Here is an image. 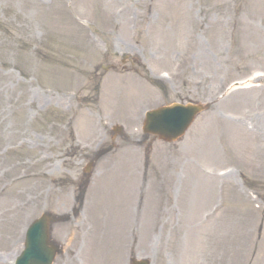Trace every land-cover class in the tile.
I'll use <instances>...</instances> for the list:
<instances>
[{
    "label": "rangeland",
    "instance_id": "rangeland-1",
    "mask_svg": "<svg viewBox=\"0 0 264 264\" xmlns=\"http://www.w3.org/2000/svg\"><path fill=\"white\" fill-rule=\"evenodd\" d=\"M44 211L53 264H264V0H0V264Z\"/></svg>",
    "mask_w": 264,
    "mask_h": 264
},
{
    "label": "water",
    "instance_id": "water-1",
    "mask_svg": "<svg viewBox=\"0 0 264 264\" xmlns=\"http://www.w3.org/2000/svg\"><path fill=\"white\" fill-rule=\"evenodd\" d=\"M202 109L201 105L174 104L152 111L147 116L145 129L165 140H174L186 130ZM47 223V218L43 217L30 226L26 233L25 249L15 264H50L55 250L47 241Z\"/></svg>",
    "mask_w": 264,
    "mask_h": 264
},
{
    "label": "bare ground",
    "instance_id": "bare-ground-1",
    "mask_svg": "<svg viewBox=\"0 0 264 264\" xmlns=\"http://www.w3.org/2000/svg\"><path fill=\"white\" fill-rule=\"evenodd\" d=\"M126 220H130V219H126ZM126 222H122L121 225H120L121 226V234L122 235L125 234Z\"/></svg>",
    "mask_w": 264,
    "mask_h": 264
}]
</instances>
